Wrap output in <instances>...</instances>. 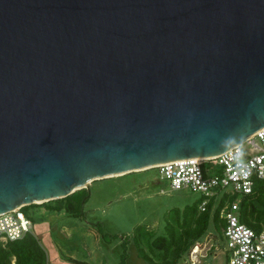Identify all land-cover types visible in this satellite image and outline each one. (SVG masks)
I'll list each match as a JSON object with an SVG mask.
<instances>
[{"label": "water", "instance_id": "95a60500", "mask_svg": "<svg viewBox=\"0 0 264 264\" xmlns=\"http://www.w3.org/2000/svg\"><path fill=\"white\" fill-rule=\"evenodd\" d=\"M263 127L264 0H0V214Z\"/></svg>", "mask_w": 264, "mask_h": 264}, {"label": "rangeland", "instance_id": "374dc122", "mask_svg": "<svg viewBox=\"0 0 264 264\" xmlns=\"http://www.w3.org/2000/svg\"><path fill=\"white\" fill-rule=\"evenodd\" d=\"M85 190L89 198L76 215L64 208L45 210L48 202H63L61 198L30 207L34 218L31 232L44 248L48 264H77L71 259L118 264L124 259V250L127 264H156L154 256L149 261L138 253L132 241L135 227L144 224L152 235L163 234L170 208L182 209L201 198L200 193L189 189H171L159 179L155 167L96 179ZM142 245L147 250L145 241ZM197 245L180 257L179 264H226L224 239L211 216Z\"/></svg>", "mask_w": 264, "mask_h": 264}, {"label": "built area", "instance_id": "2783aa9c", "mask_svg": "<svg viewBox=\"0 0 264 264\" xmlns=\"http://www.w3.org/2000/svg\"><path fill=\"white\" fill-rule=\"evenodd\" d=\"M155 168L171 189L200 193L201 210L211 198L215 208L225 194L235 196L219 212L225 223L221 235L226 264H264V227L256 230L240 222L238 197L264 178V127L216 156L175 160ZM20 208L0 214V241H14L31 232L32 221Z\"/></svg>", "mask_w": 264, "mask_h": 264}, {"label": "trees", "instance_id": "16d2710c", "mask_svg": "<svg viewBox=\"0 0 264 264\" xmlns=\"http://www.w3.org/2000/svg\"><path fill=\"white\" fill-rule=\"evenodd\" d=\"M234 197L230 198L225 194L215 208L213 207L214 198H211L204 210L200 209L202 198L192 204L185 205L182 209L170 208L165 214L163 234L152 235V232L147 230L144 224L137 225L134 229L132 241L138 253L149 261H153L154 256L157 260L153 262L156 264H179L180 257L197 245L198 239L206 232L210 216L214 227L221 232L225 223L219 216L220 209ZM238 197L240 222L256 230L263 228L264 178L255 182L250 193ZM88 198V193L85 188H82L61 198L60 200L64 199L63 202L59 200H55L59 202H48L45 210L53 212L64 208L67 213L76 215L75 212L82 208ZM69 203L73 206L72 210L68 208ZM36 205L38 204L25 205L20 208L32 222L34 218L31 216L29 209ZM143 241L147 243V250L143 248ZM124 255L125 250L122 254L124 259L118 264H127ZM71 260L77 264H89L86 261ZM0 264H48V262L45 250L38 238L34 233L28 232L22 238L14 241H0Z\"/></svg>", "mask_w": 264, "mask_h": 264}]
</instances>
